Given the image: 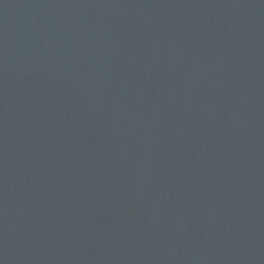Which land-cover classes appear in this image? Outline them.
Wrapping results in <instances>:
<instances>
[{
	"label": "water",
	"instance_id": "obj_1",
	"mask_svg": "<svg viewBox=\"0 0 264 264\" xmlns=\"http://www.w3.org/2000/svg\"><path fill=\"white\" fill-rule=\"evenodd\" d=\"M0 264H264V0H0Z\"/></svg>",
	"mask_w": 264,
	"mask_h": 264
}]
</instances>
